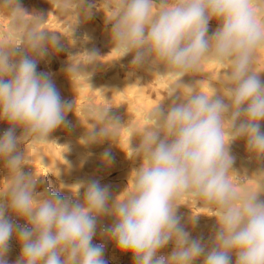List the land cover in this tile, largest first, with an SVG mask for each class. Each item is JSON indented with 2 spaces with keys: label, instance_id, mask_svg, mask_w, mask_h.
Masks as SVG:
<instances>
[{
  "label": "clouds",
  "instance_id": "9594fccd",
  "mask_svg": "<svg viewBox=\"0 0 264 264\" xmlns=\"http://www.w3.org/2000/svg\"><path fill=\"white\" fill-rule=\"evenodd\" d=\"M55 6L75 14L71 33L97 7L87 0H55ZM262 6L264 0H100L111 51L119 58L132 54L133 70L170 77L172 102L148 114L132 148L141 164L120 195L89 179L61 184L71 193L63 196L51 187L37 191L40 176L23 170L25 145L54 142L51 134L67 127L66 115L74 109L62 100L52 74L37 70L41 60L62 50L61 37L42 27V14H27L19 0H0V13L10 17L8 30L15 33V39L0 42V122L9 125L0 135V163L9 182L0 196V264H8L13 238L20 246L15 264H107L104 245L93 243L105 216L113 223L100 231L101 238L130 252L134 264H232L233 255L235 264H264V200L258 199L264 180H257L255 190L230 181L237 140L245 141L250 159H264V81L254 68L264 48ZM213 20L218 26L209 34ZM80 55L88 62L78 61ZM98 57L95 50L70 56L66 74L72 81L86 76L88 83ZM206 62L227 66L222 90L210 84L206 93L198 80L183 83ZM109 109H87L94 119L90 127L83 125L82 145L115 142L123 125ZM101 159L106 167L112 162L107 150ZM187 197L208 207L207 216L216 220L209 242L193 238L177 215L184 205L179 200ZM198 216L188 224L195 227ZM170 243L172 251L161 255Z\"/></svg>",
  "mask_w": 264,
  "mask_h": 264
},
{
  "label": "rangeland",
  "instance_id": "374dc122",
  "mask_svg": "<svg viewBox=\"0 0 264 264\" xmlns=\"http://www.w3.org/2000/svg\"><path fill=\"white\" fill-rule=\"evenodd\" d=\"M113 2L117 3L118 0H113ZM156 2L158 3L159 0H156ZM87 3L96 4L97 7H94L92 9L91 18L86 21H83V23H89L90 25H92V27H90L91 28L89 31L90 33L87 34V37H89V39L86 42L87 47L85 51L92 52L93 50H95L97 54L101 56L98 57L97 59L98 64L96 65L97 67L95 66V70L93 71L91 68L89 70L92 71V75L88 80V83L91 86V88L87 83L86 76L75 77L72 81L65 71V69L68 67L69 64V57L82 54L81 52H83L81 50H78V46L79 49L81 47L80 41L78 39L75 41L76 44L74 46H71V44L67 40V38L71 37V35L72 37L74 35V38L79 37L80 32L76 29L77 26H75L73 33H71V28L76 23L75 14L72 11H69L67 13L58 12L55 6V0H53V7L49 2V0H19L20 6L26 11L27 14H33V13L42 14L43 17L47 19L46 23L42 25V27L46 28L49 31L57 32L56 35L61 37L60 42L62 45V50L46 57L44 60H41L37 65V70L41 72H47L46 70H48L49 67L53 75L56 72L55 75L57 76L54 77H56V81L58 79V81L62 84L61 87L62 89L61 88H59L60 90L58 89L62 100L65 101L66 103L74 104L73 111H69L66 115V120L68 122L67 127L62 126L61 128L57 129L51 134L49 139L54 142H45L44 144L39 143L37 144L36 148H38L37 154L41 150L44 151L45 148L46 151L48 149L49 150L48 152L50 151L52 152L53 157L51 156V158L54 163L48 165L49 167H47L48 170L44 178L46 180H49L51 183H53L52 185L55 187V189L57 188L56 190L60 192L61 195L63 196L71 195V193L67 191L66 188L61 189L60 187L61 184L70 186L78 181L98 179L101 185H108L110 187L111 194L113 197H115L119 195L118 193L121 194V192L126 188L128 181L131 182V177L129 175L134 169L138 168L141 164V160L139 158H135V153L133 152L132 148H135L138 145L139 138L143 135V133L141 132H143L142 130H144L145 127V120H146L145 118H147L148 114L152 110L151 111L149 110L150 112L148 113H146L145 109H141V111L139 110L140 112L136 110L134 102H136L135 100L140 94L134 92L133 96L131 97L127 95L128 98L130 99L132 98V100L129 101V99L125 97L126 95L121 96L118 95L120 93L115 94V92L118 89L115 90L116 88H112L111 86L107 88L108 86L107 84H109L108 78L113 76V74L115 73L116 75L118 73L120 77L122 76L121 78H125L126 76L129 75L128 77H130L132 81L135 80L134 82L137 84V86L139 87L141 86L142 88L141 98L145 100V102H147L146 104L149 105L148 107L152 109L159 103H161L164 107H167L172 102L171 99L168 97L171 95L169 89L170 88L172 89L173 83L170 85V83L168 82L165 83L166 82L165 79H164L165 81H163L162 79L161 81L163 82V84H161L159 83L160 79L158 80L150 76L148 77L144 69L133 70L130 64L133 58L132 54L119 58V53L115 51H111L112 48L111 44L110 43L106 44V42L104 41V36L102 35L103 34L102 32L103 31L105 32L107 30L109 34V29H110V25H106L105 15L104 13H102L101 10L103 9V4L101 3L100 5L101 9H100L99 8L100 0H87ZM85 6H87V4ZM263 9L264 6L261 7V10ZM261 15L264 16V13L262 12ZM23 19L30 20L31 17L23 16ZM9 23H10V17L4 15L3 13H0V38H1L0 42L2 43H8L9 40L15 39V33L10 32L8 30ZM217 26L218 24L215 20L210 21L209 34H211L216 29ZM5 30L9 31L12 38L6 34ZM62 34L65 35L66 37L63 36ZM76 52H78V54ZM263 57L264 56H260L261 60L259 58L256 59V61L259 62L257 63L255 61L258 66L259 64L260 66L261 64L264 66ZM83 59L84 56L82 57V60H81V56L77 57V60H81L82 62H84ZM94 78H97L98 80L96 79L94 82H91V80ZM136 80L139 82H137ZM99 83L101 84V86ZM102 85H104L103 89H102ZM136 87L135 90H137ZM97 90H99L100 92ZM104 107H110L109 116H114L119 118V122L123 125L121 129L122 128L128 129L127 132L125 131L126 133L124 132L125 135L124 134L120 135V132H118V130L120 129L119 128L117 132L114 133V135L116 134L115 135L116 141L112 144H108V140H105V142L100 144H92L91 147L89 148L90 150H92L91 152L93 154L101 147L103 148L102 153H104L106 150L110 152L112 162L107 167L102 162L101 159L102 153L99 155V157L93 159H88V158L79 159L78 152L76 153V151H74L73 149L74 142L70 139L72 138L70 136H74L76 133H78V131L81 130L85 135L86 132L85 127L86 128L90 127L89 123H91L92 121L89 120L94 118L88 115L87 109L92 108L98 110ZM140 114H142V116ZM137 118L141 119V121L139 120V123ZM4 124H5L4 122H0V127L3 126ZM75 130L76 133H74ZM118 138L119 140H117ZM35 154L36 152L30 155L32 157V158L30 157V161L32 162L29 161L27 165H25L23 169L25 173H30L29 171L30 167L31 168L33 166L36 167L35 165L38 164L42 165V163L46 162L47 158L41 157L40 159L39 157L38 159H36ZM231 154L235 157L233 170L235 171L236 176L231 175L230 181L234 184L235 187L241 186L243 183H246V180L248 179L247 174L241 171L242 170L241 166L246 167L245 162L246 163H249L248 161L250 162L252 161V163L255 162L252 164L254 165V167L250 168V171L252 172L254 177L256 176V174H259L260 172H264V159L259 160L260 162L254 158L250 159L249 154H247L246 152L245 141L243 139L237 140L231 145ZM247 158H249L248 161H246ZM129 169H131L132 171ZM79 170L81 172H79ZM243 173L246 175H244ZM262 175L256 177H259L261 180H264L263 178L264 176ZM86 177L88 178L85 179ZM0 181L3 180L0 179ZM39 181L41 182V179ZM37 191H40V183L37 185ZM82 193H83V189H81V195ZM262 199H264V196L260 198V200ZM109 203L111 204L112 201L110 200ZM179 203L184 205L179 206L177 210V215L181 217V222L186 225V228L187 230L190 231L191 236L193 238L202 239V242H209L210 237L214 235V232L216 230L215 218L207 216V215H211L210 209L204 206L203 204H198L191 197L181 198L179 200ZM196 215H199L197 217V224L195 227H192L190 224H188V220L189 217ZM110 218L111 217H107V216L101 218L100 222L98 223L97 235L94 237L93 243L95 244L101 243L102 238L100 236V231L113 223V219ZM16 222L21 225L24 224L23 220H17ZM101 244L104 245V249H105L104 259L107 261V264H113V263L132 264L131 260H133V256L130 252L122 253L116 248L115 244L111 241L105 240ZM173 247L174 245L170 243L164 249L161 250L160 254L168 255L172 251ZM19 256H20V246L16 241V239L13 238L10 241V251L8 252L6 257L8 260V264H15V261L18 259ZM231 259H232V264H235V259H236L235 255H233Z\"/></svg>",
  "mask_w": 264,
  "mask_h": 264
},
{
  "label": "bare ground",
  "instance_id": "6f19581e",
  "mask_svg": "<svg viewBox=\"0 0 264 264\" xmlns=\"http://www.w3.org/2000/svg\"><path fill=\"white\" fill-rule=\"evenodd\" d=\"M263 13H264V9L263 10H261ZM100 12H101V10H100ZM262 12H261V14H262ZM102 13H104L103 11H102ZM8 27V26H7ZM90 27H92V25H90L89 23H81V24H79V25H77V27H76V29L80 32L79 33V37L78 38H74V35H73V37L71 36V37H68L67 38V40H68V42L71 44V46H74L76 43H75V41L78 39L79 41H80V49H79V46H78V50H81V51H83V52H81L82 54L84 53V51L86 50V42H87V40L88 39H85V36H87V34L88 33H90L89 31H90ZM110 30V29H109ZM6 31V34L8 35V36H10L11 38H12V36L10 35V33H9V31H7V30H5ZM108 31V30H107ZM107 31H103L102 33V35L104 36V41L106 42V44L108 43H110L111 44V42H110V38H109V34H108V32ZM108 36V37H107ZM9 38V37H8ZM0 40H1V38H0ZM72 41H74V43L72 42ZM103 41V40H102ZM103 41V42H104ZM104 42V43H105ZM111 47H112V45H111ZM110 47V48H111ZM91 51V50H90ZM77 54H78V52H76ZM130 55V54H129ZM81 56V60H82V57L84 56V55H80ZM260 56H264V48H262L259 52H258V54H257V58H259L260 60H261V58H260ZM256 58V59H257ZM264 58V57H263ZM96 59H98V58H96ZM81 60H78V61H81ZM88 60H89V58L88 57H86V56H84V59H83V61L86 63V62H88ZM256 61V60H255ZM257 63H259L258 61H256ZM256 62H254V68H255V71L256 72H258V73H260V78H261V80L262 81H264V69H263V65L261 64V66H260V64H259V66L257 65V63ZM261 63V62H260ZM263 63V62H262ZM98 64V63H97ZM96 64V65H97ZM264 64V63H263ZM213 66V67H212ZM97 67V66H96ZM90 70V69H89ZM145 70V72L147 73V75H148V77L150 76V77H153V78H155V79H160L159 81V83H161V84H163V82L161 81L162 79H163V81H165L166 80V82L165 83H170V85L173 83V81H172V79L170 78V77H167V76H161V75H157V74H155V73H151L150 71H148L147 69H144ZM227 70V66L225 65V66H219V65H216V64H214V63H211V62H206V63H204L198 70H197V73H196V76H185L184 78H183V83H185V84H192L195 80H198V81H200L199 83H198V87H199V89L201 90V91H203V92H209L210 91V88H209V85L211 84V85H217V86H220L221 87V90H222V81H223V79H224V77H223V73H224V71H226ZM47 71V73H51L52 74V72H51V70L49 69V67H48V70H46ZM143 72V71H142ZM56 73V72H55ZM55 73H54V75L52 76V79H53V81H54V83H55V86H56V88H57V90L59 89V88H61L62 87V84L58 81V79H57V81H56V77H54V76H57V75H55ZM141 75V74H140ZM139 75V76H140ZM129 76V75H128ZM128 76H126L125 78H121L120 76H119V74L117 73V75H116V73L115 74H113V76H111L110 78H108V81H109V84H107V85H105V86H107V88L108 87H112V88H116L115 90H117L116 92H115V94L116 93H120V94H118V95H121V96H125V97H127L128 98V96L129 97H131V96H133V94H134V92H136V93H138V94H140L138 97H137V99L135 100L136 102H134L135 103V109L136 110H140L141 111V109H145L146 110V113H148V112H150L151 110H152V108H149L148 106L149 105H147L146 103L147 102H145V100H143L142 98H141V94H142V88H141V86L139 87V86H137V84L134 82V81H132V79H130V77H128ZM139 76H138V78H139ZM142 76V75H141ZM202 76H203V78H202ZM109 77V76H108ZM143 77V76H142ZM132 78V77H131ZM136 78V77H135ZM97 78H94V79H92L91 80V82H94L95 80H96ZM141 79V78H140ZM139 79V80H140ZM151 79V78H150ZM154 79V80H155ZM165 79V80H164ZM98 80V79H97ZM152 80V79H151ZM107 81V82H108ZM137 81V80H136ZM156 81V80H155ZM137 82H139V81H137ZM142 82V81H141ZM106 83V82H105ZM100 84V83H99ZM103 84V83H102ZM139 85V84H138ZM142 85V84H141ZM158 85V84H157ZM169 85V84H168ZM173 85V84H172ZM100 86H101V84H100ZM99 86V87H100ZM137 86V87H136ZM143 86V85H142ZM79 87V86H78ZM135 87L137 88V90H135ZM104 88V85H102V89ZM106 88V87H105ZM62 89V88H61ZM96 89V88H95ZM94 89V90H95ZM111 89V88H110ZM169 89V88H168ZM171 89V88H170ZM169 89V90H170ZM60 90V89H59ZM58 90V91H59ZM97 91H99V90H97ZM114 91V90H113ZM100 92V91H99ZM114 94V95H115ZM128 95V96H127ZM136 97V96H135ZM145 97V96H144ZM143 97V98H144ZM129 99V101H131L132 100V98L130 99V98H128ZM150 104V103H149ZM130 106V105H129ZM150 110V111H149ZM139 111V112H140ZM80 114V113H79ZM141 116H142V114H140ZM147 115V114H146ZM144 116V115H143ZM80 118V117H79ZM141 118V117H140ZM143 118V117H142ZM138 119V118H137ZM146 119V118H145ZM74 120V119H73ZM139 120L141 121V119H138V123H139ZM144 120V119H143ZM143 120H142V122H143ZM76 121V120H75ZM5 124L3 125V126H1L0 127V135H2L7 129H8V127H9V125L6 123V122H4ZM76 123V122H75ZM80 124V123H79ZM82 124V123H81ZM143 125V124H142ZM140 126H141V124H140ZM139 127V126H138ZM143 127V126H142ZM79 128V127H78ZM143 129V128H142ZM261 129H262V131H264V122H261ZM80 130V129H79ZM120 130V131H119ZM118 130V132H120V135H122V134H124L125 135V133L128 131V129L127 128H120ZM131 130V129H130ZM140 130V129H139ZM78 131V130H77ZM126 131V132H125ZM143 131V130H142ZM117 132V131H116ZM115 132V133H116ZM125 132V133H124ZM141 132V131H140ZM74 133H76V130H75V132ZM141 133H143V132H141ZM21 134V130L20 129H17L16 130V135H20ZM116 135V134H115ZM128 135V134H127ZM84 136V134H83V131L81 130V131H78V133H76L74 136H70V137H72V138H70L73 142H74V147H73V149H74V151H76V153L78 152V157H79V159H81V158H88V159H93V158H96V157H99V155L102 153V147L101 148H99L94 154L91 152L92 150H90L89 148L91 147V145H89V146H84V145H82L79 141H80V139H81V137H83ZM119 136V135H118ZM116 137V136H115ZM125 137V136H124ZM120 138V137H119ZM119 138L117 139V140H119ZM121 138H123V137H121ZM125 139H127V138H125ZM134 140V139H133ZM115 141H116V138H115ZM123 141V140H122ZM127 141V140H126ZM105 142V141H104ZM112 143H114L113 141H108V144H112ZM44 144V143H43ZM47 144V143H46ZM41 146H42V144H41ZM23 145H21V148L23 149ZM37 147V144H33V143H31V142H29V143H27L26 145H25V149H26V160H25V163H28L29 161H30V155L32 154V153H35L36 152V156H35V158L36 159H38L39 157H40V159H41V157L42 158H47V160H46V162H44V163H42V165H40V164H38V165H35L36 167H30L29 168V171H30V173H32L33 171H35V174L37 175V176H40V179H41V182L39 181L38 182V184L40 183V191H43L45 188H47V187H51L52 188V190L53 191H57L56 189H55V187L52 185L53 183H51L49 180H46L45 178H44V176H45V174L47 173V170H48V168L47 167H49L48 165L49 164H53L54 162L52 161V158H51V156L53 157V155H52V152H51V154H50V152H48L49 150L47 149V151L45 150L46 148H45V146H44V151H40L38 154H37V151H38V148H36ZM40 147V146H39ZM94 147H95V145H94ZM49 148V147H48ZM51 150V149H50ZM73 151V150H72ZM56 153V152H55ZM245 154V153H244ZM248 154V153H247ZM55 155V154H54ZM102 155V154H101ZM246 155V154H245ZM244 155V156H245ZM33 156V157H34ZM32 158V157H31ZM34 159V158H33ZM35 159V160H36ZM78 159V160H79ZM34 160V161H35ZM249 160V158H247V160L246 161H248ZM137 161V160H136ZM140 161V160H139ZM240 161V160H239ZM30 162H32V161H30ZM41 162V161H40ZM245 162V161H244ZM249 163H246L245 162V164H246V167L244 166H241V171H243L244 173H246L247 174V176H248V179L246 180V183H243L241 186H236L237 188H240L241 190H255L256 189V187H257V180H261L259 177H254V175L252 174V172L250 171V168H253L254 167V165H252L253 163H255V162H253L252 163V161L250 162V161H248ZM260 162V161H259ZM241 163V162H240ZM258 163V162H257ZM139 164H140V162H139ZM25 167V166H24ZM57 167V166H56ZM243 167V168H242ZM257 167V166H256ZM53 168V167H52ZM258 168V167H257ZM24 169V168H23ZM133 169V168H132ZM259 169V168H258ZM129 170H131V169H129ZM50 171V170H49ZM132 171V170H131ZM261 171V170H260ZM259 171V172H260ZM79 172H81L80 170H79ZM243 173V174H244ZM246 174H244V175H246ZM6 176H7V172H6V170L4 169V167H3V165H2V163H0V179H2L3 181H0V196H3L5 193H6V191H7V189H8V186H9V182H8V180L7 179H5L6 178ZM85 176H86V174H85ZM130 176V175H129ZM262 176H264V175H262ZM246 177V176H245ZM88 177H86L85 179H87ZM247 178V177H246ZM264 178V177H263ZM2 182V183H1ZM55 185V184H54ZM56 186V185H55ZM59 188V187H58ZM121 188V187H120ZM114 190V189H113ZM115 191H116V189H115ZM121 191V190H120ZM58 192V191H57ZM83 194V193H82ZM119 195H120V193H118ZM264 195H261V196H259L258 197V199H260V198H262ZM262 200H264V199H262ZM111 219V218H110ZM101 240V239H100ZM103 241H105L104 239H102L101 240V243L103 242ZM100 243V244H101ZM132 262V264H134V261L133 260H131ZM114 264V263H113ZM196 264H200V262L199 261H197L196 262Z\"/></svg>",
  "mask_w": 264,
  "mask_h": 264
}]
</instances>
